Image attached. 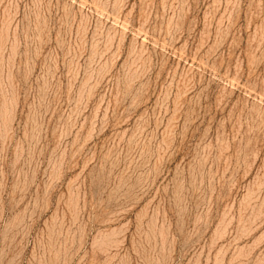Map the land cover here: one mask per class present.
<instances>
[{"label": "rangeland", "instance_id": "1", "mask_svg": "<svg viewBox=\"0 0 264 264\" xmlns=\"http://www.w3.org/2000/svg\"><path fill=\"white\" fill-rule=\"evenodd\" d=\"M0 264H264V0H0Z\"/></svg>", "mask_w": 264, "mask_h": 264}]
</instances>
